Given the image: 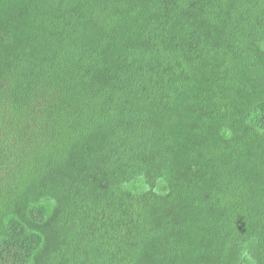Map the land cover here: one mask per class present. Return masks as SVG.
Masks as SVG:
<instances>
[{
  "label": "trees",
  "instance_id": "1",
  "mask_svg": "<svg viewBox=\"0 0 264 264\" xmlns=\"http://www.w3.org/2000/svg\"><path fill=\"white\" fill-rule=\"evenodd\" d=\"M0 264H264V0H0Z\"/></svg>",
  "mask_w": 264,
  "mask_h": 264
}]
</instances>
